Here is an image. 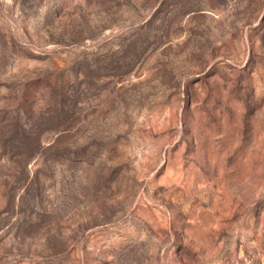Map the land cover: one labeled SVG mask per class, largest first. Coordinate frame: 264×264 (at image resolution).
Segmentation results:
<instances>
[{
	"label": "rangeland",
	"instance_id": "374dc122",
	"mask_svg": "<svg viewBox=\"0 0 264 264\" xmlns=\"http://www.w3.org/2000/svg\"><path fill=\"white\" fill-rule=\"evenodd\" d=\"M0 264H264V0H0Z\"/></svg>",
	"mask_w": 264,
	"mask_h": 264
}]
</instances>
